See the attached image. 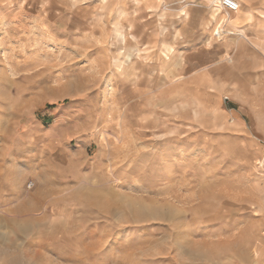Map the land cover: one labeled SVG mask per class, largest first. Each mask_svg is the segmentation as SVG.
I'll use <instances>...</instances> for the list:
<instances>
[{"label":"rangeland","instance_id":"1","mask_svg":"<svg viewBox=\"0 0 264 264\" xmlns=\"http://www.w3.org/2000/svg\"><path fill=\"white\" fill-rule=\"evenodd\" d=\"M237 1L0 0V264H264V0Z\"/></svg>","mask_w":264,"mask_h":264},{"label":"built area","instance_id":"2","mask_svg":"<svg viewBox=\"0 0 264 264\" xmlns=\"http://www.w3.org/2000/svg\"><path fill=\"white\" fill-rule=\"evenodd\" d=\"M212 5L214 8L224 12H229L231 14L237 13L241 6L237 0H212Z\"/></svg>","mask_w":264,"mask_h":264},{"label":"crops","instance_id":"3","mask_svg":"<svg viewBox=\"0 0 264 264\" xmlns=\"http://www.w3.org/2000/svg\"><path fill=\"white\" fill-rule=\"evenodd\" d=\"M161 1L163 2V3H165L167 0H152V3H154L153 5H154V7L156 6V5H162L161 4ZM189 1H193V2H209V3H212V0H189ZM184 11V10H183ZM180 16H181V12H180V14H179Z\"/></svg>","mask_w":264,"mask_h":264},{"label":"bare ground","instance_id":"4","mask_svg":"<svg viewBox=\"0 0 264 264\" xmlns=\"http://www.w3.org/2000/svg\"><path fill=\"white\" fill-rule=\"evenodd\" d=\"M240 11V10H239ZM238 11V12H239ZM237 12V13H238ZM225 14H227V15H229V14H231V13H229V12H224ZM252 15V14H251ZM214 17H218L219 16V12H218V10L217 9H215L214 10V15H213ZM253 16V15H252ZM251 18V17H250ZM252 20V18L251 19H249V21H251ZM253 22V21H252ZM227 23V22H226ZM251 24V23H250ZM241 37H243V38H245V36H244V34H239Z\"/></svg>","mask_w":264,"mask_h":264}]
</instances>
